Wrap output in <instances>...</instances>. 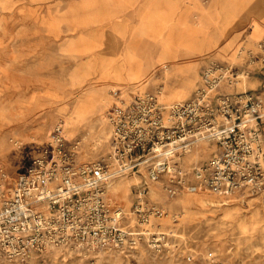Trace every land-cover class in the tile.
Returning a JSON list of instances; mask_svg holds the SVG:
<instances>
[{"label": "rangeland", "instance_id": "obj_1", "mask_svg": "<svg viewBox=\"0 0 264 264\" xmlns=\"http://www.w3.org/2000/svg\"><path fill=\"white\" fill-rule=\"evenodd\" d=\"M241 1L258 7L246 5L249 23L222 35L225 4ZM147 5L165 11L169 28L184 39L192 32V41L205 37L207 43L212 38L217 43L202 44L201 49L182 46L175 57L163 56L161 38L148 31L136 33L138 12ZM263 7L264 0H93L90 6L86 0H0V168L14 181L52 141L58 126L68 141L79 143L80 161L101 157L111 146L107 117L115 92L131 99L138 91L163 86V101H183L211 61L233 65L238 74L224 86L226 91L261 88L264 49L258 42L264 35L248 38V31ZM200 17L204 28L193 31ZM95 40L99 47L93 46ZM128 46L139 62L135 79L123 66ZM88 96L94 107L73 116L75 103ZM211 154L212 147L204 144L185 163L201 162ZM137 181L131 176L117 179L112 199L129 210ZM149 198L168 213L156 228L168 234L161 248L147 240L133 249L59 248L24 262L0 256V264H211L210 252L224 264H264L263 196L222 198L201 191L169 199L153 188Z\"/></svg>", "mask_w": 264, "mask_h": 264}, {"label": "built area", "instance_id": "obj_2", "mask_svg": "<svg viewBox=\"0 0 264 264\" xmlns=\"http://www.w3.org/2000/svg\"><path fill=\"white\" fill-rule=\"evenodd\" d=\"M258 46L264 49V41ZM236 78L233 65L211 61L183 101H163V86L131 99L115 92L107 117L111 146L101 157L80 161L79 143L58 126L14 181L0 168V256L24 262L53 249H133L144 240L161 248L168 234L156 228L168 213L149 198L153 188L169 199L201 191L264 197V82L226 91ZM204 144L212 154L185 163ZM129 176L138 181L127 210L111 190ZM207 258L224 264L212 252Z\"/></svg>", "mask_w": 264, "mask_h": 264}, {"label": "crops", "instance_id": "obj_3", "mask_svg": "<svg viewBox=\"0 0 264 264\" xmlns=\"http://www.w3.org/2000/svg\"><path fill=\"white\" fill-rule=\"evenodd\" d=\"M93 0H86V5L90 6L92 4ZM154 3V1H153ZM251 7V9H256L258 7L257 3H253L248 5L244 2H238L237 4L233 3H226L224 7V11L226 12V16L223 20V28H222V35H225L228 30H231L232 28L237 27L239 24L243 23H249L247 21V15H248V7ZM252 5V6H251ZM238 6V7H236ZM242 7V8H241ZM247 7V8H246ZM257 12V15L259 17L253 19L250 21V28L248 31V38L253 33L255 34H261L264 35V25L261 23V19H264V7L259 9ZM139 24L136 28V33L148 31L150 32L154 37H159L162 39L163 43V56L166 57H175L179 51V48L182 46L187 48H196L201 49V45L203 48L207 46H212L217 43V38H212L211 41L208 43L205 41V37H203L202 41H195L191 40V37L193 36L192 32H189L187 35H182L180 31H174L171 27L169 28L170 24V17L167 16L165 11H160L158 9H153L151 5L143 6L139 10ZM204 17H200L195 22V28L193 31H202L204 28ZM169 28V29H167ZM191 29V28H190ZM168 30V32L164 35L165 31ZM190 31V30H189ZM255 41V40H254ZM230 44L227 45L229 47ZM94 47H99L100 42L94 41L93 43ZM115 52V51H112ZM236 52V50H233L231 52L230 57ZM116 53V52H115ZM124 64L123 66L126 67L127 73L129 75L130 79H135L138 77L139 74V62L135 59L134 52L131 46H128L124 53ZM260 74V73H259ZM264 74V71L263 73ZM250 89H257V88H250Z\"/></svg>", "mask_w": 264, "mask_h": 264}, {"label": "bare ground", "instance_id": "obj_4", "mask_svg": "<svg viewBox=\"0 0 264 264\" xmlns=\"http://www.w3.org/2000/svg\"><path fill=\"white\" fill-rule=\"evenodd\" d=\"M92 107H94V101L90 96H88L75 103L74 108L72 109V115L83 116L88 113Z\"/></svg>", "mask_w": 264, "mask_h": 264}]
</instances>
